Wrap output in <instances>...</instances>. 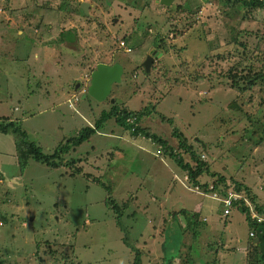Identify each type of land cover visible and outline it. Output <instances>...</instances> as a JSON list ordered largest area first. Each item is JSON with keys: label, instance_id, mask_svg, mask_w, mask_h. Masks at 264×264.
Here are the masks:
<instances>
[{"label": "rangeland", "instance_id": "rangeland-1", "mask_svg": "<svg viewBox=\"0 0 264 264\" xmlns=\"http://www.w3.org/2000/svg\"><path fill=\"white\" fill-rule=\"evenodd\" d=\"M206 1L173 0L170 6L160 0L55 1L51 5L54 10L60 5L55 30L74 26L77 40L64 41L62 46L60 37L56 36L60 42L51 39L55 48L41 58L39 78L33 75L40 70L30 69L32 60L38 59L27 52V46L11 60L0 52V66L17 67L16 80L26 79L11 82L16 86L11 91L23 94L18 97L20 104H13L18 99L9 95L10 90L2 91L5 105L0 106V117L13 113L19 120L16 124L27 130L28 141L48 153L62 147L81 127H92L101 111L109 110L115 101L119 108L149 111L138 121L141 128L150 133L154 128L160 135V131H177V137L172 135L168 143L179 149L183 138L207 165L197 167L199 161L194 162L189 153L186 160L193 163L194 177L200 176L197 169H204L198 182L190 180L191 184L197 182L208 196L214 192L213 186L221 192H237V204L226 218L233 220L229 232L244 236L253 232L247 226L249 219L264 217V0L251 5L239 2L252 0H208L214 5L203 14ZM81 2L89 6L86 17L79 13ZM45 3L49 4L47 0H0V8L16 5L10 14L27 20ZM184 24L189 26L181 27ZM180 33V40H172ZM125 38L123 46L120 41ZM17 45L23 48L21 42ZM154 49L163 51V57L157 54L158 64L155 59L145 76L141 64ZM114 61L123 64L124 74L134 79L121 77L105 100L82 97L87 96L97 64ZM255 73L263 78L250 84ZM43 88H50L52 96L41 93ZM150 105L155 108L149 109ZM160 112L164 121L160 118L158 122ZM119 129L115 119L107 118L101 133L70 144L56 167L32 159L20 167L14 150L7 154L0 145L4 174L0 182V264H131L137 250L143 253V264H165L162 255L167 260L173 258L166 264H220L217 252L210 248L224 243L215 240L228 234L223 222L215 213L208 215L201 231L205 222L181 210L192 208L198 198L183 180L182 168L172 158H168L170 171L165 164L154 162L149 152L157 143L150 137L139 136L147 151L113 138ZM5 137L8 139L0 135L1 140ZM117 146L123 149L115 155ZM174 174L180 177L174 179ZM236 183L248 187L255 201L245 189L238 192ZM151 198L161 202L151 208L169 206L171 210L176 204L172 209L178 218L172 221L169 214L160 217L153 209L147 210ZM111 201L123 208L119 226ZM240 205L248 212H240ZM218 207L217 214H222L221 202ZM188 215L193 218L190 222ZM152 224L155 229L160 226L156 232ZM241 238L235 239L245 241ZM253 242V236L248 237L241 255L225 254L226 262L262 264L254 258Z\"/></svg>", "mask_w": 264, "mask_h": 264}, {"label": "crops", "instance_id": "crops-1", "mask_svg": "<svg viewBox=\"0 0 264 264\" xmlns=\"http://www.w3.org/2000/svg\"><path fill=\"white\" fill-rule=\"evenodd\" d=\"M47 1L49 2V4L48 3H45L47 5H43V7L41 6L40 10L34 11L33 12L34 13V16H32L30 19H27V20H25V19L23 20V19H20V18H17L15 16L11 15L12 13L10 12V10H14V8H15L16 5H9L10 7L8 6L9 8L8 9H5V10L2 9V8H0V15L3 16V18L0 19V21L3 22V25H2V23H0V27H1L0 28V33L2 31H4L3 34H0V52H2V53L5 54V58H9V60H11L12 58H14V56H16V52H21V50L24 49L27 46V49L29 50L28 51L26 49L27 52L30 53L35 59H38V60H32L33 61V65H32V67H30V69L33 72L37 68L40 70L36 74L33 75L34 78H36V76H37V78H39L38 77V74L43 69L42 68V59L41 58L43 56H44V59L46 57H48V56H46V54L47 53H52L51 52V50H53L52 47L55 48V44L52 43V41L50 42L51 39H54L56 42H60L59 39H58V37H60L63 40L61 42V45L62 46H63V42L64 41L66 43H68V41L74 42V41L77 40L76 39L77 35H76L75 30H74V26H70L68 30L67 29H65V30L61 29V30H58V31L55 30V26L56 27L59 26V20H58V16L59 15H58V11H56V10H60V8H59L60 5H58V3H57L58 6H57V9L56 10H54L51 7V5H55V1H59V0H53V3H51L52 0H47ZM63 2L65 3L64 5H66L69 1H63ZM81 4H82V2H81ZM81 4L79 5V9H80L79 13L82 16H85L86 17V16H88V13L90 11L89 6L86 5L87 6V9L84 10ZM160 4H162V3H160ZM170 4L169 5L162 4V5H164V6H170ZM239 4L245 5V3H241V2H239ZM202 5H203L202 13L204 14V12L207 11V7L209 5H214V4H212L211 2H209L207 0L206 2H203ZM84 11H85V13H84ZM12 12L15 13L14 11H12ZM76 18L80 21V17H77L76 16ZM186 26H189V25L184 24L181 27H185L186 28ZM181 31H182V29H181ZM56 36H58V37H56ZM182 36H183V33H180L178 36H176L172 40H180L182 38ZM1 42H3V43H1ZM18 42H21V46L23 45V48H21V47H19L17 45ZM125 42L127 44V38H125V41L124 40L120 41V43L123 46H125ZM120 43H119V45L117 47H120L121 46ZM118 50H120V48ZM154 50H156V49H154ZM154 50L151 51V55L154 54L153 55L154 56V59H153L152 63L156 59L155 62H156V65H157L158 64V60H159L158 57H157V54L160 51H158V50L154 51ZM125 51L129 53V52H131V49L130 48H126ZM39 52H40V54H39ZM160 53L162 54L161 57H163V51L160 52ZM34 62H36L37 64H34ZM106 63H108V62H106ZM114 63L119 64L118 62H115V61L114 62H111V64H114ZM152 63L150 64V66L152 65ZM61 66H64V65H61ZM121 66H122V74H121V77H124L126 80L128 78H133L134 79V77H132V76H126V74H124V65L121 64ZM0 67H1V70H2V72L0 71V106L1 105H5L4 103H2V101L5 100L4 99L5 98V94L2 91L5 90V89H7V91L10 90L9 95L11 97L14 94L16 95V98L15 99H18V102H13V104H15V103L20 104V102H19L20 99L18 97L22 98L23 97V94L21 92H19V91H17V92L11 91L12 89H14V87H16V86H13L14 84H11V82L13 83L16 80V74L18 73L17 70H16L17 67L15 69H11V66H8V67H6V66H0ZM159 69H161L162 71H165L163 67H160ZM141 70H142V74L143 75L148 76V74H146V73L149 72L150 67H149V70L147 72V71H145L144 66L141 64ZM79 72L80 71L78 69L75 70L76 75ZM170 73H172V72H170ZM11 74L15 75V78L11 77L10 76ZM59 75L60 74H57L55 77H52V80H53L52 84L53 83H56L54 81H55V79ZM74 79H75L74 81L76 82V76H75ZM19 80H21V82L22 81L26 82V79H23V78H20V77L16 81H19ZM120 80H121V78H120ZM126 80H124V81H126ZM175 80H177V79H175ZM177 82H180V79ZM15 84H16V82H15ZM78 85H79V83H76L75 84V89L78 87ZM2 86H3L4 89L1 88ZM14 90H16V89H14ZM41 93H44V95H47V96H52V92H51V89L50 88H48V89L47 88H43L41 90ZM69 93L70 92L68 91V94ZM84 96L87 97L86 95H83L82 97H84ZM71 97L74 100L77 101V95L76 94L72 93ZM21 100L24 102L23 99H21ZM67 102H68V105L70 107L73 106V103L71 102V99L70 98L67 99ZM7 104H12V103H7ZM113 105L114 104H112V106ZM150 106H151V108H149V109L155 108V105L154 106L153 105H150ZM142 113H143V115L144 114H148L149 111L142 112ZM168 114H171V112H169ZM3 115H4V118H2V116L0 117V123L1 122L2 123H8V122H15L16 123V121H19L16 116H13V113L11 115H6V114H3ZM142 116L139 117L137 115V117H138L137 120H136L135 117L129 118L128 120L131 121V122H135V120H136L135 123L138 125V121H141L143 119V118H141ZM162 116H161V112H160L158 114V117H157L158 122L160 121V118H161L162 121H164L162 119ZM13 117H14V119H13ZM111 118H113V119L116 120V118L114 116H112ZM99 119H100V117L97 120L94 121V123L92 125V128H95V123L97 121H99ZM105 122H106V120L102 123V125L99 128H95L94 132L88 138H85V140H83L82 142H84L86 140H89L96 133H99V132L101 133L100 130L101 129L104 130V128H105ZM116 122H118V121L116 120ZM16 126H19L23 130H25L20 125H16ZM119 127H120V129L116 131V134L113 136V138L118 139L121 142H125V143L131 144L133 146H137L141 150H146V151L149 150L147 148V146L145 145V142L142 141V140H139V138H141L139 136H147V135L140 134L138 136H135V135H132L129 132V130L126 129V128H124L121 124H119ZM25 131H27V130H25ZM155 131H158V130H155L153 128L151 130L152 133L148 132L150 135L147 136V137H150V138L155 137L156 139L155 138L154 139H155V141L157 143L155 145H152L154 147V149L150 150V152H149L150 153V156L151 155L153 156V161L154 162L157 161V163H160L161 165L165 164L167 170L170 171L171 168L169 166L168 158H166V157L164 158L162 156L161 152H159V150L162 147V144L164 142V141L161 142L160 139L161 138L162 139H167L165 142L170 146V148L173 147L172 145H170L168 143V139L170 138L171 141L173 140V138L175 137V135H174L175 131H173L172 134L170 132H168V131H160L162 133V135L156 133ZM127 132H128V136L129 137L125 138V135H126ZM118 133H120V134H118ZM108 134L109 133H105V135H108ZM110 134H113V133H110ZM0 135L8 136V139H7V137H5L6 138L5 140H1L0 139V145H2L3 147H5L7 149V154H11V152H8V151L14 150L13 151V154L15 155V159H16V161L18 163L17 155H16V139H17L16 133L13 132L12 130H8L6 132H1ZM74 135H76V134H74ZM74 135H72V136H74ZM132 137L137 138L138 141L135 142V139H132ZM27 139L29 140L28 134H27ZM129 140H131V143H129L130 142ZM9 145H10V147L8 148ZM121 148L123 149V147H118L117 146L116 150L113 153L116 155L117 152H118V149H121ZM174 151H177L178 152V150L175 149V148H174ZM182 152H183L182 155L184 156V158L187 159L189 153L191 152V148L189 149V151H186V150L182 149ZM189 158L193 159L191 153H190ZM185 161L189 162L188 160H185ZM155 164L156 163H154V165ZM189 164H190L191 167L193 166V163L192 162H189ZM0 165H1L0 166V174H1L0 175V182H2L3 181V178H4V174H3V170H2L3 169L2 162L0 163ZM154 168L155 169H153V170H157V168L155 166H154ZM158 170L161 171L160 169H158ZM183 172H184V176H183V180H184V178H185V176H186L187 173L184 170H183ZM202 173H200V176H201ZM197 176H199V175H197ZM179 177H180L179 175L174 174V177L173 178L174 179H177ZM198 178L195 177V180L197 182H198ZM197 182H196V184H197ZM205 183L208 184L209 182H204V185H205ZM226 191H228V190H226ZM196 194L198 195V198L199 199L197 198V200L194 202V206H193L194 208L192 206H191L192 208H187V207L184 206V207L181 208V210H184L186 213L187 212H191V216H193L194 218L196 217L199 220H202L203 222H205L204 224L202 222L203 228H201V231H203L204 225L205 226L207 225L206 224V222H207L206 217L208 215H210V217H211V215L213 213H215L218 216L219 221H222L223 222V227L224 228H227L228 234L227 235H224L223 238H216L215 239L216 241H224V243L223 244H215V245L211 246L210 249L212 250V252H213V250H215L214 252H217L216 255L218 256V259L220 261V264H233V261L226 262V260L224 258V256L226 257L225 254L230 255L231 253H234V254H237V256L238 255H241V248H243V249L245 248L243 246L246 245V242L248 240V237L250 238V231L247 232V235H244V236H239L237 234H231V232H229V230H231V228L233 226V220L227 219L226 216H224V219H221L222 216H223V213L222 214H217V212L219 210V207H218L219 202L218 201L216 202L217 199H214L211 196H208L207 194H204V193L200 194L197 191H196ZM210 199H213V200L212 201H209ZM149 201H152V202H150L148 206L146 205L147 210L153 209L155 212H158V214H159L160 217H163L164 214L165 215H168V214L171 215L172 219H174L175 217L178 216L177 215V211H175L174 209H172L173 207H175L176 204H174L172 206L171 210H169L168 209V208H170L169 206H168V208L165 207V206H155V207L151 208V205H155V204L161 205V202H159L160 200L157 199V198H151ZM180 203H182V202H180ZM183 203H184V201H183ZM236 204H237V202L233 204V207ZM188 216L190 217V215H188ZM201 216L203 218H201ZM151 226H152V230L155 231V232L160 227V226L158 227V225H157L156 226V229H155L154 228L155 225L152 224ZM247 226H248V229L250 228L253 231V229L251 227H249L248 224H247ZM211 228H212V225H208V229H211ZM159 231H160V229H159ZM163 231L166 233L168 231V227L165 228ZM237 237L238 238L239 237L245 238V241H241V240L235 239ZM255 239H256V237H255V234H254L253 241ZM229 245H232V246L231 247H228ZM162 258H164L165 260H167L166 257H165V255H162ZM171 259H173V258H170L169 260H171ZM209 264H211V263H209Z\"/></svg>", "mask_w": 264, "mask_h": 264}, {"label": "trees", "instance_id": "trees-1", "mask_svg": "<svg viewBox=\"0 0 264 264\" xmlns=\"http://www.w3.org/2000/svg\"><path fill=\"white\" fill-rule=\"evenodd\" d=\"M227 1H229V0H227ZM256 1L257 0H252L250 2L244 1V3H245V5H251V4H255ZM261 6H263V5H261ZM205 31H207V30H205ZM109 64H111V63H109ZM256 78L257 79L263 78V75L255 73L253 75V78L249 79L248 82H250V84H252V83H254ZM112 85L113 84L110 85V88H112ZM87 97H89V96L87 95ZM115 103H116V101H115ZM115 103L113 106H111V108L109 110H106V111L102 110L99 121H97L95 123V128H99L107 118L114 116L116 118V120L118 121V123L121 124L124 128L128 129L132 135H135V136H138L140 134H145L147 136L150 135L148 132H146L143 128H141L140 126H138L135 123L136 120L138 119L137 115L139 117L142 116L143 115L142 112H135L133 110H128L126 108H119ZM133 117L136 118L134 123L128 120L129 118H133ZM16 125H18V124H16L15 122H8V123H2L1 122L0 123V133L6 132L8 130H12L13 132L16 133V135H17L16 155H17L18 165L20 167L26 166L28 164L29 160H31V159L35 160L37 162H40L42 164H45L48 167H56L57 165H59L58 160L60 159V154L65 153L68 150L70 144L71 145L80 144L83 140H85V138H88L95 130V128H92L90 126H83L78 130L76 135L70 136L69 138H67L66 143L62 147H59V148L56 147L52 152L47 153V152H44L41 147L35 145L31 141H28L27 131L23 130L22 128H20L19 126H16ZM176 132L174 133V135L177 137ZM147 136H145V137H147ZM154 138L155 137H152V139H154ZM160 141L162 142V140H160ZM179 142H180L179 143L180 148L177 149L178 152L174 151L173 147L170 148V146L165 141L163 142L162 147L160 148L159 152H161V154L164 158L165 157L166 158H172L180 168H182L184 171H186V173L189 174L190 179L193 181V180H195V177H194V173L191 172L192 167L190 166L189 162L185 161L186 159L182 155V153H183L182 149L189 151L190 145H187L183 138H181L179 140ZM190 153L192 155L194 162L199 161V164L196 163V165L198 164L197 167H199V166L202 167L205 165L199 158H197L194 155V153H192V151ZM67 164H69V163H67ZM206 166L207 165H205V167ZM76 171L78 172L79 169H76ZM196 171H197V173H199V172L202 173L204 171V169L201 168V171H200V169H197ZM219 180L222 182L226 181L223 177H220ZM235 189L238 192L241 189H245L247 196H249L252 201H255V197L250 194V190L248 187L243 186V188H242L241 184L236 183ZM108 199L112 200L110 197H108ZM106 203H107V201H106ZM111 203H112V207L114 208L115 213L117 214V216H116L117 217V225L119 226L121 224V222L120 223H118V222H119V218L122 215L121 211L123 208H121V207L118 208V204H116L114 201H111ZM121 203H123V202L121 201ZM125 206H126V204H124V207ZM239 210H240V212H244V213L248 212V208L247 207L241 208V205L239 206ZM258 210L261 211V208H258ZM192 219L193 218L189 217V222L192 221ZM191 224H195V221L192 222ZM248 225H249V227H251L253 229V232H254L255 237H256V239L253 242V246L255 245L254 249H253L254 258L256 259L257 263L260 262V263L264 264V223H262V222L259 223L255 219H249ZM142 255H143V253H141L140 250H137L136 253L134 254V257H133L131 264H143L142 257H141ZM167 262L170 263L171 260H165V264Z\"/></svg>", "mask_w": 264, "mask_h": 264}, {"label": "water", "instance_id": "water-1", "mask_svg": "<svg viewBox=\"0 0 264 264\" xmlns=\"http://www.w3.org/2000/svg\"><path fill=\"white\" fill-rule=\"evenodd\" d=\"M172 0H160V3L169 5ZM82 7L87 9L86 4L83 2ZM154 55V54H153ZM147 55L146 59L142 63L145 71L148 72L150 64L152 63L154 56ZM122 74V66L119 64L108 65L106 63H99L96 69L91 74V84L88 88V95L97 101H102L110 93V85L120 81Z\"/></svg>", "mask_w": 264, "mask_h": 264}, {"label": "clouds", "instance_id": "clouds-1", "mask_svg": "<svg viewBox=\"0 0 264 264\" xmlns=\"http://www.w3.org/2000/svg\"><path fill=\"white\" fill-rule=\"evenodd\" d=\"M91 84V83H90ZM88 91V90H87ZM110 94V93H109ZM87 95H88V93H87ZM184 181L188 184V185H190L191 187V190L192 191H194V192H198V193H200V194H202L203 192H201L200 190H199V186L196 184H191V182H190V177H189V174L187 173L186 174V176H185V178H184ZM209 182V181H208ZM209 184V183H208ZM197 187V188H196ZM212 189H213V193H211V197L212 198H214V199H217V201L218 202H221V205H223V215L224 216H227V215H229L230 214V210L232 209V207H233V204L234 203H236L237 202V197H235V194L237 193L235 190H232L233 191V193H232V191L231 192H228V191H224V192H221L220 191V189L219 188H215L214 186L212 187ZM217 190V191H216ZM237 195V194H236ZM234 196V197H233ZM228 197H231V203L229 204V205H226V203H225V200L228 198ZM238 201H240L239 199H238ZM235 207V206H234ZM225 209H227L228 210V212L227 213H225L224 212V210ZM239 210V209H238ZM177 215L179 216V214H178V212H177ZM178 216L177 217H175L174 219H176V218H178ZM174 219H172V221H174ZM253 219H255L256 220V217H253ZM257 221L259 222V223H264V217H263V219H258L257 218ZM182 230V229H181ZM250 236H254V232H250Z\"/></svg>", "mask_w": 264, "mask_h": 264}, {"label": "built area", "instance_id": "built-area-1", "mask_svg": "<svg viewBox=\"0 0 264 264\" xmlns=\"http://www.w3.org/2000/svg\"><path fill=\"white\" fill-rule=\"evenodd\" d=\"M233 197H234V196H233ZM231 201H232V200H231V197H228V198L225 200L226 205H229V204L231 203ZM224 212L227 213L228 210L225 209Z\"/></svg>", "mask_w": 264, "mask_h": 264}, {"label": "bare ground", "instance_id": "bare-ground-1", "mask_svg": "<svg viewBox=\"0 0 264 264\" xmlns=\"http://www.w3.org/2000/svg\"><path fill=\"white\" fill-rule=\"evenodd\" d=\"M134 123V122H133ZM133 131V130H132ZM207 184V183H206ZM211 184V183H210ZM209 186V185H208ZM200 188V187H199ZM208 188V187H207ZM201 190V189H200ZM238 197V196H237ZM253 217V216H252ZM254 217H255V215H254Z\"/></svg>", "mask_w": 264, "mask_h": 264}, {"label": "flooded vegetation", "instance_id": "flooded-vegetation-1", "mask_svg": "<svg viewBox=\"0 0 264 264\" xmlns=\"http://www.w3.org/2000/svg\"><path fill=\"white\" fill-rule=\"evenodd\" d=\"M104 63H106V62H104ZM106 64H108V65H113V64H109V63H106ZM114 64H116V63H114Z\"/></svg>", "mask_w": 264, "mask_h": 264}]
</instances>
